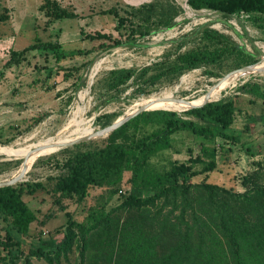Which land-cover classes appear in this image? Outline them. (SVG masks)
<instances>
[{
  "label": "trees",
  "instance_id": "16d2710c",
  "mask_svg": "<svg viewBox=\"0 0 264 264\" xmlns=\"http://www.w3.org/2000/svg\"><path fill=\"white\" fill-rule=\"evenodd\" d=\"M186 4L193 10L206 9L225 16H243L264 35V0H186ZM39 9L54 19L78 16L52 0H44ZM4 11L7 10L4 8ZM101 12L116 19L119 38L100 31L83 33L81 29V32L84 38L98 41L96 48L109 50L121 44L144 46L146 38L152 34L177 25V17L184 8L175 0H151L137 6L113 5ZM6 18V13H0V21ZM122 28L125 34L121 33ZM196 31L202 45L164 56L139 70L111 69L108 71L111 86L118 90L136 74L140 78L146 76L144 85L137 88L148 93L150 90L147 88L157 89L156 84L161 80L171 81L202 65L221 67L225 60H230L231 66L238 68L256 62L260 56L254 45L248 50L231 35L206 24L200 25ZM34 50L50 53L57 65L40 67L45 71V78L52 79L48 88H54L55 75L59 71H63L62 78L67 79L71 70L79 69L72 66L68 70L58 65L62 59L89 52L66 50L57 40L41 41L35 36L33 43L20 50H11L3 67L21 63ZM86 63L90 65L92 60ZM258 66L264 67V60ZM208 72L220 76L219 71ZM3 75L2 68L0 80ZM236 81V77H226L213 87V91L194 102L217 99ZM84 83L83 75H77L75 90ZM238 91L260 98L264 105V90L258 82H244ZM142 105L166 109L137 114L104 137L101 146L81 148L87 143L85 141L73 145L74 150L64 147L60 151L68 152L66 157L56 162L61 169L54 176L57 202L60 198L74 196L81 202L93 186H108L112 188V194L118 193L122 198L117 206L109 210L94 208L87 213L85 221L79 222L60 203L59 208L67 217L64 232L57 238L31 240L27 250H23L20 249L23 240L16 234L26 235L31 222L36 220V214L22 195L25 191L33 193L35 189L43 188V184L40 181H21L0 187V218L5 230V234L0 235V264H33V257L52 264L53 261L58 262L62 255H67L76 242L81 264H264V182L256 181L254 173L248 174L242 180L246 190L239 192L206 181L207 173L217 167L218 154L214 142L218 137L228 143L239 144L247 155L259 153L254 150L251 140L243 138V132H248L251 124L247 122L243 132L232 127L236 112L234 99L220 98L187 110H183L185 107L176 109L137 102L133 109ZM48 115V112H43L32 117L27 128L37 125ZM261 116L264 117L262 113ZM102 117L106 118L104 124L111 123L109 115L103 114ZM87 128L80 127L77 136L87 133ZM185 130L199 138L197 153L192 154L189 150L186 160L167 159L165 165L157 167L152 158L173 146L172 134ZM69 139L64 136L39 152L28 164L39 155L57 150V145ZM33 151L30 149L16 156L28 157ZM254 163L259 169L264 166V159ZM195 164H201V168L196 170ZM125 172H129L127 186L124 192H119ZM201 173H204L203 179L193 182L192 178ZM93 238L94 252L91 253L89 248ZM14 244L17 245L16 251L11 249Z\"/></svg>",
  "mask_w": 264,
  "mask_h": 264
},
{
  "label": "rangeland",
  "instance_id": "374dc122",
  "mask_svg": "<svg viewBox=\"0 0 264 264\" xmlns=\"http://www.w3.org/2000/svg\"><path fill=\"white\" fill-rule=\"evenodd\" d=\"M43 1L0 0V13L7 15L5 20L0 21V69L4 70L0 80V181L14 176L23 160L20 156L7 153L26 146H30L28 150H35L31 146L42 143L51 136L75 138L83 126H88L86 132L102 128L106 125L104 124L106 118H101L103 114L109 115L110 122H113L117 117L132 111L137 102L178 109L185 106L170 100V96L187 97L194 102L203 97L206 91H213L212 85L216 80L234 69L230 60H225L221 67L202 65L185 71L171 81L163 79L156 84L157 89L148 87L150 90L148 93H142L137 88L144 85L146 76L140 78L135 74L133 78L119 86L118 90L114 89L109 81L108 71L111 69L139 70L164 56H173L177 51L183 52L202 45L200 35L196 31L200 25L206 24L210 28L231 35L248 50L254 45L260 55L264 53L262 41L264 35L249 20H245L243 16H225L212 10H193L186 4V0H175L184 8V12L177 17L179 23L170 29L152 34L146 38L144 46L121 44L109 50H102L96 48L97 40L83 37L84 32L100 31L119 38L120 32L115 28L116 19L111 14L101 11L113 5L137 6L151 0H52L78 15L63 19L45 15V11L39 9ZM4 8L7 11H4ZM185 18L187 20L183 21ZM120 31L125 34L124 28ZM35 36L41 41L57 40L66 50L81 49L89 52L62 59L58 65L65 66L68 70H71L72 66L79 69L71 70V75L67 79H63V71H59L55 75L54 88H48L52 79H46L45 71L40 67L57 66L50 53L34 50L29 52L21 63L3 67L11 50H20L33 43ZM88 60H92L90 65L86 63ZM95 66L97 69L92 75L91 69ZM208 71H219L220 76H214ZM79 74L83 75L85 83L75 90L74 84ZM183 76L184 79L181 80ZM244 82H258L264 90V71L237 79L234 84L222 91L217 100L234 99L236 112L232 126L243 132L245 124L247 122L251 124L250 130L243 132V138L251 140L254 150H258L259 153L254 156L247 155L239 148V144L228 143L218 137L214 142L218 154L217 167L208 172L206 178L210 183L239 192L246 190L247 186L242 180L248 174L254 173L256 181L264 182V166L256 169L257 165L254 163L262 162L264 159V120L261 116L263 104L260 98L238 91ZM69 97H72L70 101ZM43 112H48L49 115L37 125L27 128L32 117ZM103 138L86 141L85 146L81 148L101 146ZM172 141L173 146L170 149L152 158L157 167L165 165L167 159L184 161L189 156V150L192 154L199 150V138L189 131L172 134ZM69 148L75 149L74 146ZM61 149L37 156L23 177V182L40 181L43 188H37L33 193L25 191L22 195L23 200L35 212L36 220L31 222L26 235L16 234L23 240L20 249L27 250L31 240L36 242L38 237L57 238L64 232L67 217L65 211L59 208L60 203L64 204L66 210L80 222L85 221L87 213L94 208L109 210L121 202L119 194H112V188L108 186H93L88 196L81 202H78L75 196L60 198V202H57L54 176L61 169L56 162L62 161L68 153L60 151ZM194 168L200 169L201 164H195ZM128 176L129 172H125L119 184L120 188H126ZM203 177L204 173L197 174L192 181H201ZM3 224L0 218L2 236L5 234ZM11 249L16 251L17 245H12ZM89 250L91 253L94 252V238L91 240ZM31 261L33 264H49L47 260L35 257ZM52 264H81L78 243L74 244L67 255H62L58 262L53 261Z\"/></svg>",
  "mask_w": 264,
  "mask_h": 264
},
{
  "label": "water",
  "instance_id": "95a60500",
  "mask_svg": "<svg viewBox=\"0 0 264 264\" xmlns=\"http://www.w3.org/2000/svg\"><path fill=\"white\" fill-rule=\"evenodd\" d=\"M262 60H264V53L260 55V57L258 58V60L256 62L246 64V65L240 66L238 68H234V69L230 70L229 72H227L226 74L222 75L219 78V80L215 84H213L212 87L218 85L223 79H225L226 77H229V76H233V77H236L237 79H240V78L245 77L247 75L264 71V67L258 66L259 62H261ZM207 93H208V91H206L203 95H206ZM169 99L176 102V103H179V104H182L183 106H185V108L183 110L200 107V106H203L207 102L217 100V99H208V100H205V101H202L199 103H195V102H193V100H190L187 97L170 96ZM153 109H166V108H149V107L144 106V105L139 106V107L133 109L132 111L127 112L124 115L117 117L110 124H108L102 128L96 129V130L92 129L91 131H89L85 134H81L75 138L69 139L64 143L57 145L58 146L57 148L59 149V148L73 146L75 144L85 142V141H89V140H92V139H95L98 137H106L113 130H115L116 128H118L119 126H121L122 124H124L126 121H128L132 117L136 116L137 114H139L143 111H146V110H153ZM167 110H172V109H167ZM31 163L28 164V159L26 157H24L22 162H21V165H20V168H19L17 174L12 176L11 178L0 181V187L1 186L14 185L18 182L23 181V177L27 173Z\"/></svg>",
  "mask_w": 264,
  "mask_h": 264
},
{
  "label": "bare ground",
  "instance_id": "6f19581e",
  "mask_svg": "<svg viewBox=\"0 0 264 264\" xmlns=\"http://www.w3.org/2000/svg\"><path fill=\"white\" fill-rule=\"evenodd\" d=\"M226 29V28H225ZM96 69H97V66H95V67H93V69H91L92 70V75L94 74V72L96 71ZM89 72H91V71H89ZM89 76V75H88ZM91 82V81H90ZM199 102H202V101H198V102H196V103H199ZM75 123H77V122H75ZM74 123V124H75ZM77 127V126H76ZM64 136H57V137H50V138H48L46 141H44V142H42V143H37V144H34L33 146H31V147H33V148H35V150L28 156V157H26L27 159H28V163L39 153V152H41V151H43L45 148H47L48 146H50V145H52V144H54V143H56V142H58L59 140H61L62 138H63ZM30 148V146H26V147H22V148H20L19 150H17V151H15V152H10V153H8V155H18V154H20V153H22V152H25L26 150H28ZM18 172V171H17ZM17 172H16V174H17Z\"/></svg>",
  "mask_w": 264,
  "mask_h": 264
},
{
  "label": "crops",
  "instance_id": "0c3cea01",
  "mask_svg": "<svg viewBox=\"0 0 264 264\" xmlns=\"http://www.w3.org/2000/svg\"><path fill=\"white\" fill-rule=\"evenodd\" d=\"M261 32V31H260ZM262 33V32H261ZM262 103V102H261ZM262 114L264 115V105H263V107H262ZM263 120H264V117H263ZM233 128H234V126H232ZM236 129V128H235Z\"/></svg>",
  "mask_w": 264,
  "mask_h": 264
},
{
  "label": "built area",
  "instance_id": "2783aa9c",
  "mask_svg": "<svg viewBox=\"0 0 264 264\" xmlns=\"http://www.w3.org/2000/svg\"><path fill=\"white\" fill-rule=\"evenodd\" d=\"M124 190H125V189H121V190H119V192H121V191L124 192Z\"/></svg>",
  "mask_w": 264,
  "mask_h": 264
}]
</instances>
